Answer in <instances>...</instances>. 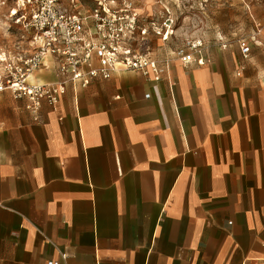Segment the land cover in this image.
Listing matches in <instances>:
<instances>
[{"label": "crops", "instance_id": "1", "mask_svg": "<svg viewBox=\"0 0 264 264\" xmlns=\"http://www.w3.org/2000/svg\"><path fill=\"white\" fill-rule=\"evenodd\" d=\"M203 57L37 113L0 94V264H260L264 25L246 60ZM45 65L32 80L56 82Z\"/></svg>", "mask_w": 264, "mask_h": 264}, {"label": "built area", "instance_id": "2", "mask_svg": "<svg viewBox=\"0 0 264 264\" xmlns=\"http://www.w3.org/2000/svg\"><path fill=\"white\" fill-rule=\"evenodd\" d=\"M93 1L94 7L86 9L81 0H14L9 18L21 27L19 39L28 41L29 50L17 45L0 53V94L26 99L28 109L37 113L43 102L55 106L68 87L86 88L95 79L108 80L129 72L159 81L173 61L184 67L205 64L207 46L201 40L186 41L163 61L155 59L143 48L147 28L140 26L131 3L117 7L114 0ZM168 36L164 33L162 41ZM237 45L246 60L249 43L239 39ZM220 47L226 49L227 45ZM47 59L52 61L58 80L33 81L36 71L47 68ZM61 259L65 261V255ZM259 262L264 264V257Z\"/></svg>", "mask_w": 264, "mask_h": 264}, {"label": "rangeland", "instance_id": "3", "mask_svg": "<svg viewBox=\"0 0 264 264\" xmlns=\"http://www.w3.org/2000/svg\"><path fill=\"white\" fill-rule=\"evenodd\" d=\"M117 7L129 2L138 12L140 26L147 28L143 48L163 61L174 49L189 40H201L211 50L222 44L237 49V41L245 39L255 44L263 28L264 0H114ZM89 9L93 0H87ZM89 7H88V6ZM14 0H0V53L21 45L29 50L26 40H20L21 27L9 18ZM157 31L161 35H157ZM164 33L168 40L162 42ZM20 43V44H19Z\"/></svg>", "mask_w": 264, "mask_h": 264}]
</instances>
